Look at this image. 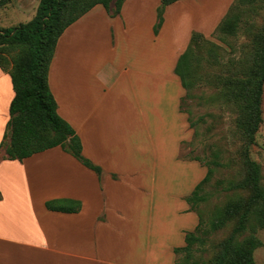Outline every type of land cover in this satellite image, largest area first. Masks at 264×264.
Segmentation results:
<instances>
[{
	"label": "crops",
	"instance_id": "1",
	"mask_svg": "<svg viewBox=\"0 0 264 264\" xmlns=\"http://www.w3.org/2000/svg\"><path fill=\"white\" fill-rule=\"evenodd\" d=\"M160 5L126 0L113 17L99 4L59 38L49 85L103 176L61 146L1 159L0 264H178L174 249L199 223L187 196L207 167L179 159L194 129L175 66L192 33L215 31L227 6L203 15L209 3L179 0L166 6L156 34ZM14 96L0 67V144ZM54 199L79 200L81 209H49ZM161 217L168 221L159 227Z\"/></svg>",
	"mask_w": 264,
	"mask_h": 264
},
{
	"label": "trees",
	"instance_id": "2",
	"mask_svg": "<svg viewBox=\"0 0 264 264\" xmlns=\"http://www.w3.org/2000/svg\"><path fill=\"white\" fill-rule=\"evenodd\" d=\"M125 1L40 0L36 14L29 21L0 28V48L18 47L22 50L20 55L13 58L11 68L7 67L9 62L0 51V67L10 73L15 90L10 105V119L0 144V160H23L35 153L61 146L64 151L93 169L102 178V167L83 154L80 136L58 112V103L49 85V69L59 38L71 24L99 4L103 5L111 16H117L121 13ZM177 1L179 0H161L154 26L156 34L163 25L166 6ZM7 2L8 0H0V7ZM231 10L229 8L214 32H225L232 28ZM206 43L210 44L207 63L212 66L221 65L218 50L221 47L206 39L203 33L194 31L175 66V73L186 89V94L181 99V109L188 113L195 137L198 136V121L192 118L190 110L183 108V104L185 100L195 98L194 89L201 80L198 74L200 60L197 49ZM221 82L227 88L223 100L236 103V112L239 115L237 125L248 139L246 161L249 172L235 188L250 187L252 194L247 200L240 197L218 209L208 224L196 204L204 199L201 192L212 175L213 167L198 156L188 158L200 161L207 167V173L187 196L190 210L198 214L199 223L193 231L186 232L185 245L174 249L178 264H203L194 254L195 245H203L206 242L210 228H224L233 220L236 223L211 264H256L255 250L263 244L254 234L245 238L241 236L248 228L254 231L264 228L262 166L250 156L248 149L251 144L256 143V134L263 121L264 47L256 69L247 71L244 76L227 75ZM46 206L53 210L78 211L81 209V201L54 199L47 201Z\"/></svg>",
	"mask_w": 264,
	"mask_h": 264
},
{
	"label": "rangeland",
	"instance_id": "3",
	"mask_svg": "<svg viewBox=\"0 0 264 264\" xmlns=\"http://www.w3.org/2000/svg\"><path fill=\"white\" fill-rule=\"evenodd\" d=\"M201 1L209 3L200 10L203 15L211 12L219 14L221 9L227 6L224 17L227 10L232 9L230 12L232 28L225 32L213 31L211 34H204L206 39L221 47L218 49L221 65L212 66L207 63L210 44L206 43L197 49L200 60L198 74L201 80L194 89L195 98L187 99L183 104V108L190 110L192 118L198 121V136H194L191 141L182 145L179 159L195 160L188 158L198 156L213 167L212 175L201 192L204 199L196 204V208L202 212L205 221L209 224L218 209L240 197L247 200L252 194L250 187L235 188V185L241 183L249 172L246 161L248 139L237 125L239 115L236 112V103L234 101L227 103L223 100L227 88L221 81L227 75L244 76V73L258 66L264 47V0ZM39 2L40 0H8L6 5L0 7V28L29 21L36 14ZM171 34L169 44L172 46ZM4 47L0 48V51L9 62L6 64L7 67L11 68L13 58L20 55L22 50L18 47ZM262 116L263 121L256 134V143L251 144L248 149L250 156L262 166L264 184V92ZM2 153H4L3 149ZM164 208L161 209L160 215ZM189 219L191 218L184 220L176 217L175 223L180 225L179 227L182 225L189 227L192 226ZM156 220L161 227L162 222L168 221V217ZM235 223L236 221L233 220L224 228L216 230L210 228L206 242L203 245H195L194 254L200 258L201 263H212ZM252 234L263 242L255 250V263L264 264V228L256 231L248 228L241 238ZM165 254L164 260H169L167 251Z\"/></svg>",
	"mask_w": 264,
	"mask_h": 264
}]
</instances>
